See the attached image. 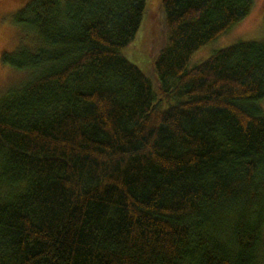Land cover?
I'll use <instances>...</instances> for the list:
<instances>
[{
    "label": "trees",
    "instance_id": "obj_1",
    "mask_svg": "<svg viewBox=\"0 0 264 264\" xmlns=\"http://www.w3.org/2000/svg\"><path fill=\"white\" fill-rule=\"evenodd\" d=\"M146 4L14 14L1 62L25 75L0 95V264H264V38L189 65L253 0H160L156 89L128 59Z\"/></svg>",
    "mask_w": 264,
    "mask_h": 264
},
{
    "label": "rangeland",
    "instance_id": "obj_2",
    "mask_svg": "<svg viewBox=\"0 0 264 264\" xmlns=\"http://www.w3.org/2000/svg\"><path fill=\"white\" fill-rule=\"evenodd\" d=\"M29 0H0V95L11 85L18 82L25 73L10 65L2 64L3 53L12 52L19 44L20 30L14 22V14L20 10ZM144 18L139 28L136 39L141 36V41L134 50L128 53L133 58L128 59L134 62L152 81L155 89L157 81L153 73V58L163 43V11L160 7V0H147ZM264 0H253L250 13L240 22L232 26L226 33L215 40L199 48L190 58L189 65L197 64L208 58L215 51L227 47L238 41L262 40L264 38ZM149 56H143L147 55ZM155 78L153 80L152 78ZM259 106L264 112V98Z\"/></svg>",
    "mask_w": 264,
    "mask_h": 264
}]
</instances>
